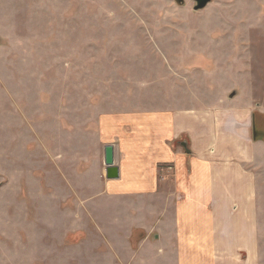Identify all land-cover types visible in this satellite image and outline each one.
I'll list each match as a JSON object with an SVG mask.
<instances>
[{"label": "rangeland", "instance_id": "374dc122", "mask_svg": "<svg viewBox=\"0 0 264 264\" xmlns=\"http://www.w3.org/2000/svg\"><path fill=\"white\" fill-rule=\"evenodd\" d=\"M194 5L0 0V264H125L120 241L108 247L79 215L89 194L74 190L99 118L233 94L254 106L263 138L252 169L264 264V0ZM134 231L132 256L145 236Z\"/></svg>", "mask_w": 264, "mask_h": 264}, {"label": "crops", "instance_id": "0c3cea01", "mask_svg": "<svg viewBox=\"0 0 264 264\" xmlns=\"http://www.w3.org/2000/svg\"><path fill=\"white\" fill-rule=\"evenodd\" d=\"M239 100L99 118L87 178L74 190L89 194L79 215L108 247L120 241L125 264H260L252 168L262 142L253 140L254 106ZM106 146L114 180L104 176ZM136 229L145 236L132 256Z\"/></svg>", "mask_w": 264, "mask_h": 264}, {"label": "water", "instance_id": "95a60500", "mask_svg": "<svg viewBox=\"0 0 264 264\" xmlns=\"http://www.w3.org/2000/svg\"><path fill=\"white\" fill-rule=\"evenodd\" d=\"M177 2H179V0H176ZM181 1V0H180ZM211 2V0H195V5L194 10L195 11H201L204 10L205 6H207L209 3ZM235 96V94L231 95L230 98H233ZM253 132V138L255 137V131L252 130ZM255 141V140H254ZM183 147H185V144H182ZM113 147L112 146H106L104 147V166L105 168V178L107 180H114L117 179L118 177V169L116 167H114V151L112 150Z\"/></svg>", "mask_w": 264, "mask_h": 264}, {"label": "trees", "instance_id": "16d2710c", "mask_svg": "<svg viewBox=\"0 0 264 264\" xmlns=\"http://www.w3.org/2000/svg\"><path fill=\"white\" fill-rule=\"evenodd\" d=\"M256 116H257V115H256ZM254 118H256V117H255V115L253 114L252 119H253V127H254V131H255V137L253 138V140H255V141H261V140H263V138H260V136H258V135H259V131H257L256 128H255V126H254V124H255V123H254V120H255ZM136 232H137V231H133V232H132V235H133V238L131 237V238L133 239L132 242H135V238H134V237H135V233H136ZM136 240H137V239H136Z\"/></svg>", "mask_w": 264, "mask_h": 264}, {"label": "flooded vegetation", "instance_id": "af4514ba", "mask_svg": "<svg viewBox=\"0 0 264 264\" xmlns=\"http://www.w3.org/2000/svg\"><path fill=\"white\" fill-rule=\"evenodd\" d=\"M103 156H104V154H103ZM106 168V167H105Z\"/></svg>", "mask_w": 264, "mask_h": 264}]
</instances>
